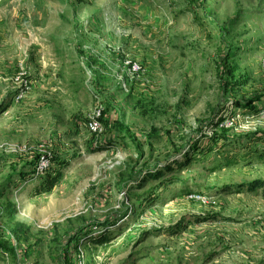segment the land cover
Returning <instances> with one entry per match:
<instances>
[{
	"label": "rangeland",
	"instance_id": "obj_1",
	"mask_svg": "<svg viewBox=\"0 0 264 264\" xmlns=\"http://www.w3.org/2000/svg\"><path fill=\"white\" fill-rule=\"evenodd\" d=\"M258 179L264 0H0V264H264Z\"/></svg>",
	"mask_w": 264,
	"mask_h": 264
},
{
	"label": "trees",
	"instance_id": "obj_2",
	"mask_svg": "<svg viewBox=\"0 0 264 264\" xmlns=\"http://www.w3.org/2000/svg\"><path fill=\"white\" fill-rule=\"evenodd\" d=\"M79 2L82 3L83 0H79ZM229 75H230V73H229ZM224 86L232 89L233 87H235L237 85L232 84V82H230V83L226 82ZM225 91H226V89H225ZM236 105L238 106V104H236ZM247 108L254 110L252 107H247ZM100 120H102V116H101ZM214 128H215V131H213L212 136L210 137V139L212 140L214 145H216L220 141H224V142L229 141V136H228L229 130L227 127H224V126L218 127V124H217V125H214ZM99 149L102 150L103 148H99ZM193 150H196V147H194ZM242 160H244V158H242ZM178 162L179 161H175V164H178ZM195 162H196L195 158L194 159L193 158H186L183 161V163L178 164V167L182 168L183 166H187V165L195 163ZM237 163L238 162H235L234 160H232L231 157L227 156L224 158V162H222V165L229 166L231 164H237ZM169 168H170L169 166L165 165L164 168L162 169V171L168 170ZM162 171H157L155 173H148V175L146 177L151 178V177L160 176ZM60 176H61L60 172H56L53 176L48 177V181L39 184V186L34 188L33 191L36 192L37 194H42V193H46V192L51 191L52 188L57 184V181L59 180ZM146 179L143 180V182H146ZM237 187H238V189L245 188L249 192H256L259 189V190H261V196L264 199V181L263 180L258 179V180H254L251 182L240 183V186L238 185ZM11 233L6 238H4L2 236L0 238V251L2 254L8 253V254L15 255L16 254V244L18 245V243L22 240V234L21 233L16 232V230H13V232H11ZM77 235L73 237L72 241L75 242L78 239H80V233ZM27 257H29L28 254H27ZM68 264H71V263H68Z\"/></svg>",
	"mask_w": 264,
	"mask_h": 264
},
{
	"label": "built area",
	"instance_id": "obj_3",
	"mask_svg": "<svg viewBox=\"0 0 264 264\" xmlns=\"http://www.w3.org/2000/svg\"><path fill=\"white\" fill-rule=\"evenodd\" d=\"M134 67V65H133ZM101 112L97 111L91 121L88 123V127L91 132L95 134H99L102 132V125H101Z\"/></svg>",
	"mask_w": 264,
	"mask_h": 264
},
{
	"label": "crops",
	"instance_id": "obj_4",
	"mask_svg": "<svg viewBox=\"0 0 264 264\" xmlns=\"http://www.w3.org/2000/svg\"><path fill=\"white\" fill-rule=\"evenodd\" d=\"M101 4H100V2L98 3V7H95V9H97L98 11H100V8L99 7H101L100 6ZM93 6H96V5H94L93 4ZM91 17H89L88 19H90ZM93 21H95V18H92V22L91 21H89L88 23H87V25H92V23H93Z\"/></svg>",
	"mask_w": 264,
	"mask_h": 264
}]
</instances>
